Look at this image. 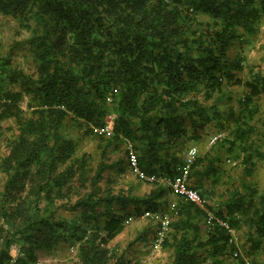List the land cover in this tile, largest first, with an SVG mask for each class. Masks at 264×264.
<instances>
[{"label": "trees", "instance_id": "16d2710c", "mask_svg": "<svg viewBox=\"0 0 264 264\" xmlns=\"http://www.w3.org/2000/svg\"><path fill=\"white\" fill-rule=\"evenodd\" d=\"M0 15L30 31L33 61L14 65L0 41V124H15L0 156V264H41L40 251L61 245L76 249L71 264H136L110 243L132 216L164 211L171 193L177 203L158 223L171 264H261L264 189L249 176L264 160V70L245 50L264 0H0ZM208 125L218 152H192L188 165L185 143ZM87 138L95 153L79 156ZM234 161L248 178L213 200ZM126 163L153 184L148 194L111 186L105 171ZM189 191L212 198L214 215Z\"/></svg>", "mask_w": 264, "mask_h": 264}, {"label": "rangeland", "instance_id": "374dc122", "mask_svg": "<svg viewBox=\"0 0 264 264\" xmlns=\"http://www.w3.org/2000/svg\"><path fill=\"white\" fill-rule=\"evenodd\" d=\"M29 35L30 31L21 27L17 20L12 17L0 15V41L2 42L3 54L5 56L11 55L14 65L21 66L28 71H30L33 66V61L31 57L27 55L26 45H24L23 42ZM245 51L249 59L248 63L264 70V25L259 36L254 40L253 44L248 45ZM260 103L262 107L260 116L262 115V120H264V96L260 99ZM24 108L27 109L26 103H24ZM25 115L28 116L30 114L27 112ZM14 125V119L4 120L0 124V156L6 152L7 138L10 137L12 132L11 126ZM73 134L76 135V133ZM95 146L96 142L93 141L92 138L81 141L78 155L82 156L85 152L95 153ZM123 152V150L112 151V159H109V163L111 164L121 155L123 156ZM96 163L97 158H95V164ZM235 164H239V166H235ZM233 166L235 168L230 169L233 175L226 178L221 185L214 188L216 195L213 200H219L223 195L226 196L228 189L232 190L233 188L239 187L243 179L248 178L245 177L244 167L239 161H234ZM125 167V170H121L117 173H115L112 168H108L105 171L107 179L109 177L114 178V180H111V186H114L116 189L121 187L131 188L132 193L141 196L148 194L153 184L140 179L135 170L127 163ZM228 167H230V165H228ZM4 178V173L0 171V189L4 184ZM250 180L264 189V160L257 164L255 175L253 178L249 176V181ZM100 184L105 187L106 180H103ZM207 186H210V184ZM76 199L77 198H74V200ZM177 199L178 196L171 193L163 200L165 201L163 204V207H165L164 211L156 214H142L139 217L132 216L125 230L110 243V246L118 250V254L123 252L126 258L132 260L133 263L136 264H171L173 250L162 245L164 231L160 232L158 230V226L160 227L158 223H166V221H168L171 215L170 212L167 211L174 208ZM73 213L74 211L71 210L64 211V215H72ZM234 236L237 242L244 241V239H241L238 231H235ZM75 255L76 249H72L67 245H61L54 251H40L39 259L41 264H71ZM256 259L259 263L264 264V251L260 252Z\"/></svg>", "mask_w": 264, "mask_h": 264}, {"label": "crops", "instance_id": "0c3cea01", "mask_svg": "<svg viewBox=\"0 0 264 264\" xmlns=\"http://www.w3.org/2000/svg\"><path fill=\"white\" fill-rule=\"evenodd\" d=\"M239 88H241V87L238 86V85L233 86L231 88V89H233L232 92L236 96L238 95L237 94V91L239 90ZM210 126L211 125H208V126L204 127L203 129H201L199 131L200 132V136L197 139L187 140L186 143H185L186 150H190L191 152H194V153H196L198 155L205 154L208 151H211L212 152V149H213L214 153L215 152H218V147L215 146L216 145L215 142H216V139H217V135H214L213 129ZM191 133L192 132H190V134ZM208 184H210V183L207 182L206 183V186Z\"/></svg>", "mask_w": 264, "mask_h": 264}, {"label": "built area", "instance_id": "2783aa9c", "mask_svg": "<svg viewBox=\"0 0 264 264\" xmlns=\"http://www.w3.org/2000/svg\"><path fill=\"white\" fill-rule=\"evenodd\" d=\"M112 119H113V117H112ZM111 128H112V121L108 123L106 129L108 131H111ZM185 159L189 162L188 165H190V163L193 160V154L192 153H187L185 155ZM186 181H187L186 175L180 176V178H178L177 182L174 184L175 190H177V191H186V188H185ZM192 197L199 204V206L203 210H205L208 214H212L213 213V211H212V209L210 207L211 206L210 203H207V202L201 200V198L198 195L193 194V193H192Z\"/></svg>", "mask_w": 264, "mask_h": 264}, {"label": "clouds", "instance_id": "9594fccd", "mask_svg": "<svg viewBox=\"0 0 264 264\" xmlns=\"http://www.w3.org/2000/svg\"><path fill=\"white\" fill-rule=\"evenodd\" d=\"M112 121V123H113V119H112V117H111V119H109V122H111ZM187 153H192L190 150H186V152L184 153V158H185V155L187 154ZM133 170H135V169H133ZM135 172L137 173V176H138V172L135 170ZM149 179V178H148ZM151 179V178H150ZM187 179H188V177H187ZM143 180V179H142ZM145 181V180H144ZM177 182V181H176ZM187 182V181H186ZM185 188H186V184H185ZM173 190L174 191H176V192H185V191H177V190H175V188L173 187ZM189 193H190V195H192V193L193 194H196V195H198L199 197H200V195L197 193V192H192V191H189ZM201 198V200H203V201H205V202H207V203H210L211 205H214V202H213V200H208V199H203L202 197H200ZM205 211V210H204ZM211 216H213L214 215V213H212V214H210ZM163 223V222H162ZM167 223H168V221H166V223H163V225H165V226H167Z\"/></svg>", "mask_w": 264, "mask_h": 264}]
</instances>
